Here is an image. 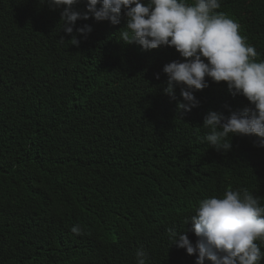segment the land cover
<instances>
[{"label":"trees","instance_id":"16d2710c","mask_svg":"<svg viewBox=\"0 0 264 264\" xmlns=\"http://www.w3.org/2000/svg\"><path fill=\"white\" fill-rule=\"evenodd\" d=\"M61 10L0 0V264H136L139 248L147 264H195L167 229L195 244L183 221L199 201L246 188L264 205L257 138L234 135L227 153L202 140L209 110L227 117L249 102L206 77L199 105L178 111L180 86L176 100L163 91V66L182 59L173 47L120 42L123 11L115 26L78 19L69 35ZM215 11L264 60V0H221Z\"/></svg>","mask_w":264,"mask_h":264},{"label":"clouds","instance_id":"9594fccd","mask_svg":"<svg viewBox=\"0 0 264 264\" xmlns=\"http://www.w3.org/2000/svg\"><path fill=\"white\" fill-rule=\"evenodd\" d=\"M52 9H62L60 22L63 31L71 35L78 19L89 15L97 21H108L115 26L121 22L123 11L126 24L119 30L120 42L138 44L144 50L173 47L182 59L163 66L168 77L164 93L176 100L175 87L180 86L178 111L189 112L199 105L194 91L214 83L226 82L232 96H243L249 106L241 111L223 113L209 110L202 126L207 130L202 138L214 150H231V137L252 136L254 146L264 147V60L255 46L245 43L239 25L223 13L221 0H46ZM84 3L85 11H77ZM99 5V7H97ZM91 26L76 28L86 38ZM63 40V39H61ZM78 45L76 36L70 40ZM206 77L208 79H206ZM159 79V74H157ZM192 223L196 236L193 244L186 234L175 227L167 229L170 245L196 255L195 264H264V205L248 189L226 190L222 196H211L198 202L194 214L186 217L183 225ZM73 233L80 228L74 225ZM259 241L260 243H256ZM136 264H147L148 252H135Z\"/></svg>","mask_w":264,"mask_h":264},{"label":"bare ground","instance_id":"6f19581e","mask_svg":"<svg viewBox=\"0 0 264 264\" xmlns=\"http://www.w3.org/2000/svg\"><path fill=\"white\" fill-rule=\"evenodd\" d=\"M95 247H96V246H95ZM98 248H99V246H98ZM98 250H99V249H97V250L95 249V252L98 251Z\"/></svg>","mask_w":264,"mask_h":264}]
</instances>
